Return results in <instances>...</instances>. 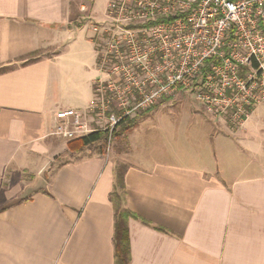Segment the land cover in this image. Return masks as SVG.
<instances>
[{
	"label": "crops",
	"instance_id": "1",
	"mask_svg": "<svg viewBox=\"0 0 264 264\" xmlns=\"http://www.w3.org/2000/svg\"><path fill=\"white\" fill-rule=\"evenodd\" d=\"M95 2L0 0V264H114L119 165L136 215L130 264H264L263 104L232 125L201 103V118L181 119L194 110L167 98L107 153L53 134L56 110L86 109L101 77L99 23L87 36L79 20L93 21Z\"/></svg>",
	"mask_w": 264,
	"mask_h": 264
},
{
	"label": "built area",
	"instance_id": "2",
	"mask_svg": "<svg viewBox=\"0 0 264 264\" xmlns=\"http://www.w3.org/2000/svg\"><path fill=\"white\" fill-rule=\"evenodd\" d=\"M107 17L122 33L103 27L109 64L86 109L56 110L57 138L104 131L108 149L120 121L180 90L232 125L264 105V0H110Z\"/></svg>",
	"mask_w": 264,
	"mask_h": 264
},
{
	"label": "trees",
	"instance_id": "3",
	"mask_svg": "<svg viewBox=\"0 0 264 264\" xmlns=\"http://www.w3.org/2000/svg\"><path fill=\"white\" fill-rule=\"evenodd\" d=\"M5 69L6 67H1L0 72ZM137 118V115L126 118L119 122L118 127L122 130H126L128 127L135 124ZM105 138L106 133L104 131H97L70 141L69 147L71 150L79 151L91 144L105 141ZM123 174V167L119 165L115 170L113 187L109 196L113 210L112 246L114 264H130L128 220L131 217H136V215L125 206V184Z\"/></svg>",
	"mask_w": 264,
	"mask_h": 264
},
{
	"label": "rangeland",
	"instance_id": "4",
	"mask_svg": "<svg viewBox=\"0 0 264 264\" xmlns=\"http://www.w3.org/2000/svg\"><path fill=\"white\" fill-rule=\"evenodd\" d=\"M102 1L103 0H96V2H95V6H94L92 11L96 12V14L94 15V19H93L92 22L89 21L88 19L86 21L85 16L87 18V15L84 16V14L82 15L83 18L79 19V20L83 21V23H82L84 25L83 31H82L83 34H85L87 36H91V33L93 34V30H92L93 25L96 24V23L98 24L99 22H102L101 20H102L103 16H102V12L100 10ZM122 21H124L123 22L124 24L127 22V21L125 22V20H122ZM98 25H99V31H98V34H96L97 42L93 43V47L95 48V44H96V48L98 50V57H99L100 66H102L105 63L108 65L109 61L107 59L104 62V58H105V56H106V54L108 52L107 49H106V45H105V42L108 39V34H106V35H104L105 33L102 34V29L105 26L106 28H108V32L110 34H121L122 33V29L115 28V26L111 25V20L110 19H108V21L105 22L104 24H102V23L100 24L99 23ZM76 36H77L76 31H75V29H73L71 31V35L69 36L68 40H72ZM77 37H79V36H77ZM96 48L94 49V58H95V55L97 56ZM104 69L107 70L108 66H105ZM180 93H182L183 95H181L179 97H177L178 95H176V96L174 95L172 97V99L169 100L168 103H170L172 105V104H178L177 102L181 103V102L185 101L186 103H184V104H187V105L191 106L192 109L194 110V113L190 114L189 112L185 113L186 110H184L183 107L178 108L177 112L182 115L181 119H191L192 121H195V120L199 119L198 117L201 118L202 117L201 111H203V109H202V106H201L200 102L197 100L196 96L193 93H191L190 91H186V90H180ZM92 98H93V90H92V93H91V100H92ZM163 100H165V99H163ZM164 110L165 109H163V111ZM163 111H161V112H163ZM167 112L168 111H164L163 113H167ZM137 115H140V113L137 114ZM158 115H154V117L145 116V117H143V119L142 118L139 119L137 121V126L135 128L136 129L141 128L142 126H144V124H145L144 122H149L150 120L153 121L154 119H158V118H155ZM125 133H126L125 130H122L120 127L117 126L116 130L114 131L113 140H112V144H111L110 148L107 149L108 146H107L106 142L105 141H101V142H97L95 144H91V145H89L88 147H86L84 149L95 150V151L102 150V151L107 153L109 151V149L110 150L112 149L113 143L116 141L115 137L117 138V140H120V141H117V143H118L117 147H121V146L125 145L124 144Z\"/></svg>",
	"mask_w": 264,
	"mask_h": 264
}]
</instances>
